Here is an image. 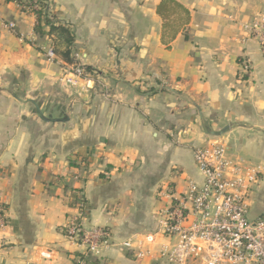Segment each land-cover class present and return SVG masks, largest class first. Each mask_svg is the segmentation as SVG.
<instances>
[{
	"label": "crops",
	"instance_id": "0c3cea01",
	"mask_svg": "<svg viewBox=\"0 0 264 264\" xmlns=\"http://www.w3.org/2000/svg\"><path fill=\"white\" fill-rule=\"evenodd\" d=\"M47 1L91 79L69 85L35 15L0 0V264H76L85 251L64 228L78 194L83 227L114 243L97 264H167L119 244L155 232L188 183L203 182L193 150L210 143L260 169L249 218L264 215V58L243 31L264 0H176L191 13L189 39L170 49L162 0Z\"/></svg>",
	"mask_w": 264,
	"mask_h": 264
},
{
	"label": "built area",
	"instance_id": "2783aa9c",
	"mask_svg": "<svg viewBox=\"0 0 264 264\" xmlns=\"http://www.w3.org/2000/svg\"><path fill=\"white\" fill-rule=\"evenodd\" d=\"M246 39H256L264 58V17H255L243 27ZM46 56L55 59L52 49ZM250 64L243 72L250 73ZM90 73L78 62L68 68L66 82L77 86L88 81ZM203 182L190 181L178 202L166 208L158 229L137 235L119 245L133 252L136 259L150 258L167 264H264V215L249 218V201L261 181V171L231 160L228 149L210 143L193 150ZM78 213L64 228L67 239L84 248L76 264H88L102 249L113 246L104 228L83 227L84 197L75 199ZM8 225L6 208L0 201V230Z\"/></svg>",
	"mask_w": 264,
	"mask_h": 264
},
{
	"label": "trees",
	"instance_id": "16d2710c",
	"mask_svg": "<svg viewBox=\"0 0 264 264\" xmlns=\"http://www.w3.org/2000/svg\"><path fill=\"white\" fill-rule=\"evenodd\" d=\"M6 3L17 4L23 12L31 13L36 17L34 32L41 38L52 41V50L58 58L68 65L76 63L74 49L75 33L71 25L64 23L53 13L47 0H4ZM157 15L162 19L161 42L167 48L175 41L180 33L189 39L190 11L176 0H162L156 9ZM88 73L91 69L86 68ZM88 264H97L89 260Z\"/></svg>",
	"mask_w": 264,
	"mask_h": 264
}]
</instances>
